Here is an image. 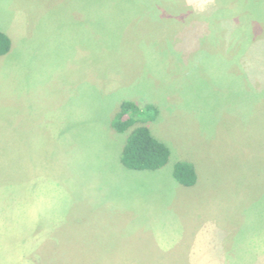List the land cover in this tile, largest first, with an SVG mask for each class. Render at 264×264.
<instances>
[{
  "label": "rangeland",
  "instance_id": "obj_1",
  "mask_svg": "<svg viewBox=\"0 0 264 264\" xmlns=\"http://www.w3.org/2000/svg\"><path fill=\"white\" fill-rule=\"evenodd\" d=\"M0 31V264H264V0H0ZM125 100L160 169L120 162Z\"/></svg>",
  "mask_w": 264,
  "mask_h": 264
},
{
  "label": "trees",
  "instance_id": "obj_2",
  "mask_svg": "<svg viewBox=\"0 0 264 264\" xmlns=\"http://www.w3.org/2000/svg\"><path fill=\"white\" fill-rule=\"evenodd\" d=\"M11 47L10 37L0 31V56L8 53ZM158 109L153 104L140 105L125 100L119 105L111 120L112 128L127 132L120 152V162L130 170L153 171L163 167L169 160L170 149L157 139L150 129L143 125L157 115ZM173 178L183 186H192L197 180L194 165L185 160H178L172 167Z\"/></svg>",
  "mask_w": 264,
  "mask_h": 264
},
{
  "label": "clouds",
  "instance_id": "obj_3",
  "mask_svg": "<svg viewBox=\"0 0 264 264\" xmlns=\"http://www.w3.org/2000/svg\"><path fill=\"white\" fill-rule=\"evenodd\" d=\"M187 2L193 10L199 12L207 7L209 0H187Z\"/></svg>",
  "mask_w": 264,
  "mask_h": 264
}]
</instances>
